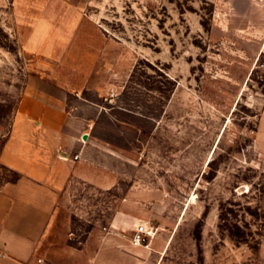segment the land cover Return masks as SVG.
<instances>
[{
    "label": "rangeland",
    "instance_id": "rangeland-1",
    "mask_svg": "<svg viewBox=\"0 0 264 264\" xmlns=\"http://www.w3.org/2000/svg\"><path fill=\"white\" fill-rule=\"evenodd\" d=\"M47 2L0 0V153L31 125L27 92L68 89L88 160L116 181L72 182L81 264H264V2L90 0L106 42L88 46L70 11L54 44L29 35ZM18 175L0 158V185ZM142 222L148 243L121 237Z\"/></svg>",
    "mask_w": 264,
    "mask_h": 264
},
{
    "label": "crops",
    "instance_id": "crops-1",
    "mask_svg": "<svg viewBox=\"0 0 264 264\" xmlns=\"http://www.w3.org/2000/svg\"><path fill=\"white\" fill-rule=\"evenodd\" d=\"M89 1L48 0L29 35L52 45L70 32L67 23L78 22L76 32L86 46L90 41L103 44L101 23L79 12ZM67 11L78 16V21L73 22L74 16L67 19ZM225 12L220 10L213 22L231 24ZM262 40L259 53L264 54V36ZM67 96L68 89L56 85L27 92L20 109L31 125L11 133L1 150L2 162L20 176L0 185V251L7 253L0 264H81L83 246L69 241L72 182L78 179L104 189L116 183L109 171L88 160L81 142L84 132L79 136L73 128ZM74 149L80 151V158L71 156ZM120 234L130 240L128 233ZM83 243L85 248L95 245L94 230H89Z\"/></svg>",
    "mask_w": 264,
    "mask_h": 264
},
{
    "label": "built area",
    "instance_id": "built-area-1",
    "mask_svg": "<svg viewBox=\"0 0 264 264\" xmlns=\"http://www.w3.org/2000/svg\"><path fill=\"white\" fill-rule=\"evenodd\" d=\"M259 2H264V0H255ZM155 229L153 225L148 224L147 222H142L136 225L133 233L130 235V240L134 245H140L148 243L149 240L154 236ZM6 252L0 251V258L5 257Z\"/></svg>",
    "mask_w": 264,
    "mask_h": 264
},
{
    "label": "water",
    "instance_id": "water-1",
    "mask_svg": "<svg viewBox=\"0 0 264 264\" xmlns=\"http://www.w3.org/2000/svg\"><path fill=\"white\" fill-rule=\"evenodd\" d=\"M83 137H84V138H87V137H88V133L85 132V133L83 134Z\"/></svg>",
    "mask_w": 264,
    "mask_h": 264
},
{
    "label": "trees",
    "instance_id": "trees-1",
    "mask_svg": "<svg viewBox=\"0 0 264 264\" xmlns=\"http://www.w3.org/2000/svg\"><path fill=\"white\" fill-rule=\"evenodd\" d=\"M19 176H20V175H18V176L16 177V179H18ZM16 179H15V180H16ZM70 243L73 244L72 242H70ZM63 264H70V263H63Z\"/></svg>",
    "mask_w": 264,
    "mask_h": 264
}]
</instances>
